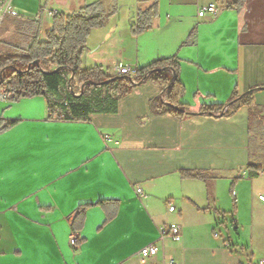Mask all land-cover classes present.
<instances>
[{"label":"crops","instance_id":"obj_1","mask_svg":"<svg viewBox=\"0 0 264 264\" xmlns=\"http://www.w3.org/2000/svg\"><path fill=\"white\" fill-rule=\"evenodd\" d=\"M97 1L81 0L77 12ZM233 1L117 0L118 12L90 33L84 68L99 65L116 74L119 63L137 69L176 55L186 88L181 102L191 108L184 119L152 111L151 99L164 93L151 81L122 98L117 112L95 113L89 121L51 120L43 96L12 102L0 93V119L19 120L0 134V264L264 260V171L252 177L249 169L264 168V122L252 105L229 117L200 112L203 105L226 103L235 89L242 95L257 87L254 101L264 110V0H245L241 11L229 6ZM48 2L12 0L25 19L37 18L42 8L44 40L52 12H71L70 0H56L54 7ZM154 2L158 14L151 27L133 35L137 12ZM210 3L218 15L200 16ZM194 28L195 41L185 43ZM189 169L209 172V186L183 178L180 172ZM102 200L119 201L107 224L96 204ZM90 203L75 249L70 218ZM173 224L182 225L181 239L162 238L161 228ZM151 243L159 251L142 263L138 253Z\"/></svg>","mask_w":264,"mask_h":264},{"label":"trees","instance_id":"obj_2","mask_svg":"<svg viewBox=\"0 0 264 264\" xmlns=\"http://www.w3.org/2000/svg\"><path fill=\"white\" fill-rule=\"evenodd\" d=\"M110 1L109 6L100 0L84 6L76 13L54 14L52 27L46 33L45 40L41 38L42 8L39 16L33 20L20 15H6L0 23V43L8 47L7 50L0 49V93H6L12 102L25 97L43 96L47 103L48 118L51 120L89 121L95 113L117 112L122 98L130 94L139 83L151 81L164 92L163 96L151 99L152 111L186 118L191 113V108L181 102L186 88L180 79V63L176 55L159 58L147 66L137 68L134 76L108 74L99 65L83 67V55L92 29L103 27L109 17L118 12L117 0ZM244 2L245 0H234L229 6L234 5L241 11ZM157 14V2L147 9L139 10L131 27L132 34L137 36L148 30ZM10 26H13L17 35L15 41L2 37L8 33ZM195 35L196 28L190 32L185 43H193ZM36 60L39 65L34 64ZM89 81L93 83L86 84L82 90V85ZM258 88H250L244 96L235 89L226 103L203 105L200 112L223 113L222 116L229 117L241 106L252 105L264 122V110H259L254 101ZM18 122L17 119L1 118L0 134ZM249 169L252 177L264 171L263 167L255 165H249ZM180 173L183 178L203 180L208 186L212 180L209 172L203 170L189 169ZM238 180L239 178H234L229 189L234 214L237 212L235 188ZM96 204L101 205L106 213L104 224L116 217L118 200H102ZM91 205L93 204L81 205L73 213L70 218L73 232L84 227L86 211Z\"/></svg>","mask_w":264,"mask_h":264},{"label":"built area","instance_id":"obj_3","mask_svg":"<svg viewBox=\"0 0 264 264\" xmlns=\"http://www.w3.org/2000/svg\"><path fill=\"white\" fill-rule=\"evenodd\" d=\"M57 12L53 13L52 15L56 14ZM206 13H211L214 16L218 15L219 9L215 3H210L209 5L203 7L199 11L200 16H204ZM6 14H11V15H18V11L16 10L15 6L12 3V0H5V3L0 5V20L4 17ZM137 72V69H133L128 65H125L123 63H119L118 65L115 66V73L116 74H127L130 76H134ZM6 93L2 92L1 96L6 97ZM138 193H142V188L137 189ZM262 200H264V195L260 197ZM170 211H175L176 207L170 203L169 207ZM181 230H182V225L181 224H173L170 227H162L161 228V236L162 238H165L166 236L172 237L174 240H180L181 239ZM216 235H220L219 232H216ZM82 239L78 236L76 232L71 234V239L70 242L72 246L77 249L80 244H81ZM159 251L158 245L156 243H151L145 247H143L140 252L138 253L139 258L142 263H145L147 258L150 256H153L157 254ZM237 264H242V263H237ZM249 264H254L253 262H250ZM255 264H264V260H260Z\"/></svg>","mask_w":264,"mask_h":264},{"label":"rangeland","instance_id":"obj_4","mask_svg":"<svg viewBox=\"0 0 264 264\" xmlns=\"http://www.w3.org/2000/svg\"><path fill=\"white\" fill-rule=\"evenodd\" d=\"M48 2V6L49 7H54V5H55V1L56 0H45V2ZM81 0H70V3L67 5V9H69L71 12H69V14L70 13H73L74 11H76L77 12V7H78V5H79V2H80ZM69 10H66V8L65 7H63V6H60V11L61 12H65V11H69ZM0 23H1V21H0ZM49 23H51V22H49ZM131 23V22H130ZM47 24V23H46ZM46 24L44 25V28H43V30H45L46 29ZM51 25V24H50ZM16 33L14 32V28H13V26H10V30L8 31V33H6V34H3L2 35V37L4 38V39H6V40H11V41H15L16 40ZM0 49H3V50H7L8 49V47L7 46H5L4 44H2V43H0ZM225 195L227 196V198H229V192H228V186H227V184H226V186H225Z\"/></svg>","mask_w":264,"mask_h":264},{"label":"water","instance_id":"obj_5","mask_svg":"<svg viewBox=\"0 0 264 264\" xmlns=\"http://www.w3.org/2000/svg\"><path fill=\"white\" fill-rule=\"evenodd\" d=\"M34 64H35V65H39V61L36 60V61L34 62ZM30 66H31V65H29V67H30ZM44 72H47V73H48L49 71H44ZM142 82H143V81H142ZM88 83H93V82H90V81H89V82H86L85 84L82 85L81 89L83 90L84 87H85V85L88 84ZM101 83H104V82H101ZM94 84H98V83H94ZM163 93H164V92H163ZM78 94H79V93H78ZM245 94H246V92L243 93L241 96H244ZM211 114L213 115L214 113H211ZM218 115H219V116H222L223 113H220V114H218Z\"/></svg>","mask_w":264,"mask_h":264},{"label":"bare ground","instance_id":"obj_6","mask_svg":"<svg viewBox=\"0 0 264 264\" xmlns=\"http://www.w3.org/2000/svg\"><path fill=\"white\" fill-rule=\"evenodd\" d=\"M5 0H0V5L4 4Z\"/></svg>","mask_w":264,"mask_h":264}]
</instances>
